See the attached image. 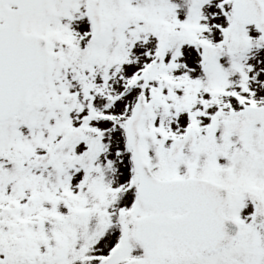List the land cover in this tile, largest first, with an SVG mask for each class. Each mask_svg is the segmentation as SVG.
I'll return each instance as SVG.
<instances>
[{"label": "snow or ice", "instance_id": "6c2138e0", "mask_svg": "<svg viewBox=\"0 0 264 264\" xmlns=\"http://www.w3.org/2000/svg\"><path fill=\"white\" fill-rule=\"evenodd\" d=\"M0 264H264V0H0Z\"/></svg>", "mask_w": 264, "mask_h": 264}]
</instances>
